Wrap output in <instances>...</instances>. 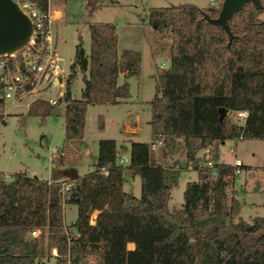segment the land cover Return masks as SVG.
Returning a JSON list of instances; mask_svg holds the SVG:
<instances>
[{
  "label": "trees",
  "instance_id": "trees-1",
  "mask_svg": "<svg viewBox=\"0 0 264 264\" xmlns=\"http://www.w3.org/2000/svg\"><path fill=\"white\" fill-rule=\"evenodd\" d=\"M29 1L47 12L49 0ZM87 3L91 16L98 0ZM218 9L178 4L147 11L148 25L170 35L167 67L154 77L147 125L152 141L160 136L165 146L180 143L186 167L198 179L185 184L180 207H167L178 173L163 165L164 153L155 156L147 143L99 140L92 170L75 180L62 174L68 187L63 192L61 183L25 173L8 182L0 178V264H37L50 249L61 264H89V258L93 264H264V215L236 220L234 168H206L196 156L209 148L214 163L225 141L264 142V21L258 18L264 7L246 4L231 17L230 42L204 20L215 18ZM86 25L88 53L78 38L62 98L53 106L33 102L26 113L46 117L63 105V141L51 161L61 168L79 163L70 153L82 139L86 109L126 101L125 79L139 75L138 52H117L112 24ZM77 73L82 88L74 100L70 86ZM120 74L124 81L118 84ZM236 111L247 113L242 126L228 118ZM119 154L127 156L126 164L118 162ZM125 174L138 179V197L123 191ZM63 205L76 208L67 233ZM32 231L38 235L31 237Z\"/></svg>",
  "mask_w": 264,
  "mask_h": 264
},
{
  "label": "rangeland",
  "instance_id": "rangeland-1",
  "mask_svg": "<svg viewBox=\"0 0 264 264\" xmlns=\"http://www.w3.org/2000/svg\"><path fill=\"white\" fill-rule=\"evenodd\" d=\"M98 0V9L91 16H88L87 0H66L57 8L62 9V20L53 22L50 26L53 38H55L58 55L63 59V68L68 71L71 63L74 47L78 38L82 43L85 53L89 49V33L87 23L105 24L109 23L115 27L117 34V49L132 50L140 56L139 76L137 79L129 78V102L120 107L96 105L86 110L84 117V136L80 147L82 155L83 148H87L89 155L84 157L82 166L80 160L76 167L66 166L64 168L53 166L51 161L55 151L63 141V117L62 107H57L49 116L41 117L38 114L26 115L27 109L23 105L7 104L4 109V123L0 124V178L8 182L9 175L14 173H25L29 177H35L47 182L57 181L63 183V171L73 169L78 176L88 172V165L95 161L97 142L99 140L117 139L119 126L127 122L129 115L135 116V127L137 129V142H150L152 138L147 125L149 120V101L152 98L154 72L165 69L168 63L170 35L168 31H156L147 22V11L151 8H166L171 5L190 4L198 9L213 10L219 7L211 6L208 0ZM264 7V1L261 2ZM258 18L264 21V12ZM163 64V65H162ZM81 75L76 74L71 82L70 92L74 100L80 99ZM53 95V93H50ZM98 118L101 119L102 127L99 128ZM229 120L233 118L228 115ZM229 143H225L220 151L222 161L230 162L232 157L228 154ZM242 159L251 166L264 168V142H244L238 148ZM164 153L162 163L165 167L172 168L178 173L177 183L170 190L167 203L168 209L178 207L182 203V192L187 182L198 181L197 175L184 161V154L180 143L161 146L154 151L157 156ZM72 159H79L76 152V145L70 153ZM127 156L119 154L118 162L126 164ZM202 160L200 158V165ZM202 166V165H201ZM92 166H89L91 171ZM87 169V170H86ZM86 170V171H85ZM85 172V173H84ZM4 175V176H3ZM244 174L238 176L235 183L238 200L245 198L241 190L247 189L241 183ZM257 187L264 188L263 177L255 175L253 180ZM122 189L125 193L135 197L139 196V181L128 174L124 175ZM253 202L264 203V193L258 191L246 194ZM255 216L264 215V211L252 210ZM250 214V213H249ZM96 215V213H95ZM93 215V216H95ZM239 215V214H238ZM236 217V220H246L243 215ZM76 208L71 205H63V226L64 231L69 232V225L75 219ZM90 219H92L90 217ZM93 222V220H92ZM38 234H36L37 236ZM50 249L49 255L37 262V264H61ZM93 264V259H87ZM68 264V263H66Z\"/></svg>",
  "mask_w": 264,
  "mask_h": 264
},
{
  "label": "built area",
  "instance_id": "built-area-1",
  "mask_svg": "<svg viewBox=\"0 0 264 264\" xmlns=\"http://www.w3.org/2000/svg\"><path fill=\"white\" fill-rule=\"evenodd\" d=\"M20 11L28 18L32 28L28 43L18 52L0 55V115L4 117L3 109L7 104L23 105L26 109L33 102L41 101L50 106L56 104L62 98L65 82L69 74L63 68V59L58 55L57 45L53 38L50 26L55 21L48 11L41 13L29 0H12ZM211 6L220 7L222 0H208ZM57 20L60 19L58 14ZM50 93H53L51 95ZM233 121L242 126L247 116L245 111L231 113ZM162 144V138L158 136L151 143L150 151ZM233 154V150L229 151ZM202 166L212 168L213 160L210 149H204L201 157ZM232 167L234 174L239 173L241 163L234 159ZM105 174V170L101 169ZM67 185L60 184L61 192L67 189ZM89 224L92 225V219ZM38 231L30 232L31 237H36ZM55 255V250H52Z\"/></svg>",
  "mask_w": 264,
  "mask_h": 264
},
{
  "label": "crops",
  "instance_id": "crops-1",
  "mask_svg": "<svg viewBox=\"0 0 264 264\" xmlns=\"http://www.w3.org/2000/svg\"><path fill=\"white\" fill-rule=\"evenodd\" d=\"M57 6H61V3H56L52 0H49L48 1V11L49 13L52 15V17L55 19L54 22H57V21H60L62 20V9L61 8H57ZM54 13H58L60 14V19L57 20L54 16ZM115 34H116V30H115ZM116 38H117V34H116ZM55 40V38H54ZM56 42V41H55ZM85 51V50H84ZM121 50H118L117 49V52L119 53ZM163 65V64H162ZM167 67V65H165V68ZM156 75V72H154V74L152 75V79H153V82H154V77ZM139 76V75H138ZM128 80H130L129 78L125 79V81L128 83ZM122 81H124V75L123 74H120L118 76V79H117V82L118 84L122 83ZM129 85V84H128ZM71 93V92H70ZM130 96V95H129ZM73 99V98H72ZM129 102V99H127L126 101L122 102V103H119L117 105H107V106H115V107H120L121 105L125 104V103H128ZM87 110V109H86ZM86 114V112H85ZM226 114V113H225ZM85 117V116H84ZM148 122V121H147ZM135 116L133 115H129L128 117V120L127 122H125L124 124L122 123L119 128V133L118 134V137L117 139H113V141H115L117 144H121V145H124V146H127L128 142L132 141V142H137V141H134L135 140V136H137V129L135 127ZM83 136H84V130H83V135H82V139H83ZM81 139V141L76 145V152L79 156V160H80V166H82V161L84 160V157H87L89 155V151L87 150V148H83L82 150V155H81V152H80V147L82 145V142L83 140ZM251 141H254V140H240V139H237V140H233V141H225L223 142L221 145H219L218 147V150H217V158L215 159L214 161V164H221V165H226V166H232L233 164V160L234 159H237L240 161L241 163V167H240V170H239V173L237 175H235V178H234V182H233V186H232V191H233V196L234 198L238 201V203L240 204V209H239V215H238V218H241L239 216L243 215L244 218H246V220H242L244 222H249L252 218L254 217H258V216H255V215H252L253 212L252 210H256V209H259V211H262L263 210V206H264V203H260L258 204L257 202H253L252 201V198H247L246 197V194H250L251 192L253 193H257L258 191H260L261 193H264V188L263 189H260L257 187V183L255 181H253L255 179V175H261L264 179V168L263 167H258V166H251V165H248L243 159H242V156L241 154H239V146H241L242 143L244 142H251ZM150 140L148 142H141V143H149ZM229 143V149H228V154L232 157V160L230 162H224L222 161V157H221V147L225 144V143ZM230 150H233V154H231L229 151ZM204 154V150H201L197 153V158H201L202 155ZM96 158V156H95ZM95 162V161H94ZM94 162H92L90 165H88V172L90 171L89 170V166H93ZM86 169V170H87ZM92 169V167H91ZM85 170V171H86ZM85 173V172H84ZM243 173L244 176L243 178L240 180L241 183H243V185L246 186V182L247 183H250V186L247 187V189L243 188L241 190L242 194L244 195L245 194V198H241V201L238 200V195H237V191L235 189V183L239 180L238 179V176ZM16 174V173H14ZM13 175V174H11ZM9 175V177L11 176ZM4 176V175H3ZM27 176V175H26ZM78 176V175H77ZM83 176L80 175L79 177ZM29 177V176H28ZM135 178V177H134ZM124 183V181H123ZM263 184H264V181H263ZM168 203V202H167ZM181 205V204H180ZM180 205L178 207H173V209H178L180 207ZM264 211V210H263ZM96 212H93L92 215H91V218L92 220L94 219ZM250 213V214H249ZM126 248L128 250H131L132 249V245L131 244H127L126 245Z\"/></svg>",
  "mask_w": 264,
  "mask_h": 264
},
{
  "label": "water",
  "instance_id": "water-1",
  "mask_svg": "<svg viewBox=\"0 0 264 264\" xmlns=\"http://www.w3.org/2000/svg\"><path fill=\"white\" fill-rule=\"evenodd\" d=\"M264 0H222L215 18L204 15V20L218 27L226 35L228 42L232 35L228 28V21L238 13L244 5L250 4L255 9H261ZM32 28L28 18L20 11L12 0H0V55L13 54L21 50L29 41ZM222 115L223 109H219ZM63 175L71 180L77 179L73 169H66Z\"/></svg>",
  "mask_w": 264,
  "mask_h": 264
},
{
  "label": "bare ground",
  "instance_id": "bare-ground-1",
  "mask_svg": "<svg viewBox=\"0 0 264 264\" xmlns=\"http://www.w3.org/2000/svg\"><path fill=\"white\" fill-rule=\"evenodd\" d=\"M54 16L57 17L58 16V13H54Z\"/></svg>",
  "mask_w": 264,
  "mask_h": 264
}]
</instances>
